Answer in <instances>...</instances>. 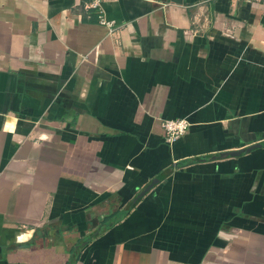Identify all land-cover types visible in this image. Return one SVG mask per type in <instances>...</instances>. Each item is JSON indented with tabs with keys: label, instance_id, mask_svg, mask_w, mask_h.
<instances>
[{
	"label": "crops",
	"instance_id": "obj_1",
	"mask_svg": "<svg viewBox=\"0 0 264 264\" xmlns=\"http://www.w3.org/2000/svg\"><path fill=\"white\" fill-rule=\"evenodd\" d=\"M86 1L0 0V264H264V5Z\"/></svg>",
	"mask_w": 264,
	"mask_h": 264
},
{
	"label": "built area",
	"instance_id": "obj_2",
	"mask_svg": "<svg viewBox=\"0 0 264 264\" xmlns=\"http://www.w3.org/2000/svg\"><path fill=\"white\" fill-rule=\"evenodd\" d=\"M238 1L245 3L249 0ZM258 1L264 5V0ZM101 3L102 0H87L84 7L88 12L95 15L98 24L106 27L108 34L114 35L117 32L118 26H116L112 19L105 17L104 11H102L101 8ZM188 123V120L184 117H178V119H165L161 124L164 139L167 142L173 141L185 131Z\"/></svg>",
	"mask_w": 264,
	"mask_h": 264
},
{
	"label": "water",
	"instance_id": "obj_3",
	"mask_svg": "<svg viewBox=\"0 0 264 264\" xmlns=\"http://www.w3.org/2000/svg\"><path fill=\"white\" fill-rule=\"evenodd\" d=\"M262 145H263V142H255V143H252L251 145H249L247 147H244L242 149H238V150H235V151H229V152H226V153L221 154V155L223 157H227V156H237V155H240L243 152L250 151L254 147H257V146L260 147Z\"/></svg>",
	"mask_w": 264,
	"mask_h": 264
},
{
	"label": "trees",
	"instance_id": "obj_4",
	"mask_svg": "<svg viewBox=\"0 0 264 264\" xmlns=\"http://www.w3.org/2000/svg\"><path fill=\"white\" fill-rule=\"evenodd\" d=\"M95 234H97V232ZM77 246H79V245H77ZM75 259H76V257H75V253H74V248H72V251H71L67 261L65 262V264H74Z\"/></svg>",
	"mask_w": 264,
	"mask_h": 264
}]
</instances>
